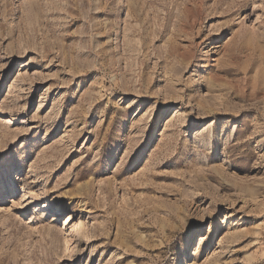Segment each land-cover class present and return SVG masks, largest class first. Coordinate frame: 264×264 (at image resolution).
<instances>
[{
    "label": "rangeland",
    "instance_id": "374dc122",
    "mask_svg": "<svg viewBox=\"0 0 264 264\" xmlns=\"http://www.w3.org/2000/svg\"><path fill=\"white\" fill-rule=\"evenodd\" d=\"M0 264H264V0H0Z\"/></svg>",
    "mask_w": 264,
    "mask_h": 264
},
{
    "label": "bare ground",
    "instance_id": "6f19581e",
    "mask_svg": "<svg viewBox=\"0 0 264 264\" xmlns=\"http://www.w3.org/2000/svg\"><path fill=\"white\" fill-rule=\"evenodd\" d=\"M53 208V206H51ZM56 209V208H55ZM61 210H58V212H60ZM30 222H34V220H30Z\"/></svg>",
    "mask_w": 264,
    "mask_h": 264
}]
</instances>
